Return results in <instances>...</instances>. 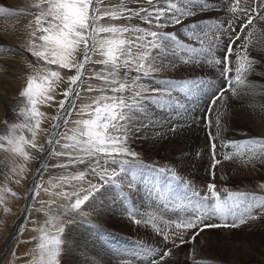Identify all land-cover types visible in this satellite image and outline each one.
I'll list each match as a JSON object with an SVG mask.
<instances>
[{
  "label": "rangeland",
  "instance_id": "rangeland-1",
  "mask_svg": "<svg viewBox=\"0 0 264 264\" xmlns=\"http://www.w3.org/2000/svg\"><path fill=\"white\" fill-rule=\"evenodd\" d=\"M141 1L143 2V0H105L100 7L101 10H103L107 5H116L119 7L126 3L128 8H139L141 6L147 8L144 2L142 4ZM206 2L212 4L213 7L203 12L205 17L200 18L201 16L197 15L198 22H196L202 26L200 38L203 40V43L193 41L189 35V29L187 27L177 25L174 27V25H168L167 28L164 29L165 31L175 32L178 36V40L183 44H191L202 50L198 52L189 51L186 48L180 47L177 43L169 42V51L170 53L174 51L175 56L169 55L168 59L177 65L175 68L172 67V70L183 71V73H177L175 76L170 75L167 77L154 74L147 77L146 82L144 83H140L138 81L135 86L132 85L131 80L127 82L129 87H135L137 90H139L141 85L143 87V85L148 84V82L150 84L157 85L166 91L172 90V87H175V90H172V96L167 100V103L161 102L145 105L146 107L150 106L155 108V110L162 111L160 115H158V118L161 121L160 124H163L157 126L158 128H162V125H164V123L168 120H173L179 117L186 118L189 114H193V111L195 113L198 109H200L202 112L206 109L203 105L206 101L208 103L207 106L209 105V100L214 94V88L219 87L216 86V84L224 83V80H222L221 77V70L214 68H212V71L208 70V62H214L221 59L222 53L225 50V45L228 43V36L230 35L226 29L229 22L233 23L236 31H239L240 24L236 19V16H239L241 19H245L246 17L241 12V9H248L252 6L250 4V0H239V8L236 9V13L234 15L232 12V8L235 7L234 0L232 3H229V0H206ZM27 3L28 2H26V5L16 3V6L18 5L20 7H16V10L19 11V13L22 11L21 14L26 13V16L31 17L28 12L31 4ZM169 3H175L177 8H184L185 6L184 0H162L159 1L156 6L162 5L167 8ZM28 5L30 6L27 7ZM135 19L139 20L136 17H133L131 20L124 21H108V19L105 18L101 22L124 23L137 27L148 28L146 23H144L145 25H142V22L136 21ZM183 19L186 24L195 22L193 17L186 16ZM254 22L253 25L248 28L249 30L247 29V32L244 33L246 40L237 41L238 43L236 42V45H234L235 49L236 47L246 43L249 57H251L250 55L255 53L257 50H261L259 52L264 55V21L254 20ZM218 26L223 27L219 28L218 31ZM173 28L175 30H173ZM23 32V35H25V41V39H28L26 29H24ZM213 33H216V35L220 36V38L213 41ZM221 33H223V35H221ZM125 35L127 36V34ZM4 42L7 43V39L0 37V44ZM213 42L215 44L214 47L211 46ZM17 47L20 49V56L24 54V57H26L23 58L20 56H14L17 60L13 64V66H15L14 69L13 66H10L11 69L15 70L11 76H9L6 72L9 68L5 69L2 61H0V77L4 79V76L7 74V77L12 79L11 83L13 84V86L9 89H0V136L7 134L9 125L24 121V116L20 114V109L25 106L26 100L20 96V92L26 84L28 75L32 72V69L29 68V64H32V62L34 63L35 58L26 51L23 43H17ZM2 56L4 57V55ZM92 59L95 61L100 59V57L93 56ZM184 61L188 62L185 63ZM231 62L234 66L237 65V56L231 57ZM263 66L264 64L262 67ZM262 67L253 68L252 71L248 72L247 75H249V77L247 76V78L245 76V83L242 85H237L235 83V72L233 69L232 85L238 89L239 99H254L253 94L254 96L257 94L255 97L256 99L260 96V98L264 97V91H260V89L254 90V92L252 91V86L254 84H263L259 80L264 82V67ZM103 68V65L95 63H89L86 65V70L84 71L85 81L81 86L82 91L80 92V96L75 99V107L71 109V116L67 117V124H62L59 130L55 131L54 136L50 137L53 141L52 143H49L50 149L46 147L48 146L47 143L50 139H48V133L52 130L54 122L61 121V123H63L64 118L60 115L61 110L59 102L65 99L63 93L68 83V76L75 74L74 71L69 72L68 70H63L61 75L64 77V83L60 84L56 88L54 100L38 106L39 111L42 112L44 116L41 119L40 125L42 131L38 133L36 142L38 145L43 146L44 151L25 146V151L28 154L27 158H25L17 153L0 149V198H2V201H0V261L2 262L3 260L2 264H31L35 255L38 254L37 244L39 243V238L42 235L41 230L55 235L58 227H63L64 229V231L59 234L62 241L60 245L61 251L58 257L59 264H97L95 255L93 258H89L87 255L85 258L80 260L79 256L84 255L86 248H84L85 250L81 248L77 241L78 235L76 237L74 235H76L75 232H77L78 229L84 228L88 229V232H94V239L96 238L95 242H97L96 247H99L100 250L102 249L107 253L109 252L108 255L112 260L109 264H113L114 260L120 258L121 255L123 256L124 253L125 259L132 260L134 264H148L150 261L146 259L148 258L147 252L153 251L154 249L159 253L168 252L169 255L167 257H171L174 261L176 260V264H180V262L182 263L183 260H190V258L191 263L194 260H204L203 258L209 261L211 256H215V259L211 260L212 264H241L240 261L242 256L238 251L239 247L244 249L243 254L245 253V257L253 246L262 245L264 242V237L262 239V236L259 237L260 234L258 233L259 230L264 229V218H262V220L259 218L260 215H262V212L259 208V199L257 200L258 197H264V179L254 180L255 183L250 184V186L244 185L243 187H239L237 185L233 186L232 184H228L224 188H219L217 186V182L215 181L214 183H216L217 191L220 192L221 198H223L228 191L252 194L245 198L241 202V205L235 209L237 216H242L244 219V223L240 224L239 227L236 228H206L202 232H199L198 235L196 234L198 232L197 229L184 230L179 233L181 237L178 235L180 239L182 236H189L191 237V241L193 243H197L191 248H187L180 242L173 243V239H179L178 236L175 238L172 237V229L173 226L179 223L181 219H187L196 214H201L202 211L211 207V205L215 203L214 198L203 201V198L208 195V183H199L200 181L192 178L191 176L185 174L181 175L180 173H177L176 170V172H173L172 167L155 164L154 162H150L149 160L141 157L139 154L136 158L127 159H138L139 161H142V165L129 163L118 166L103 155L88 157L84 156L83 153L63 147L66 143H74V141L67 139V137L74 134L73 129L77 127L74 122L78 119L86 118V115H80L81 106L90 104L96 96L101 95V92L98 89L111 87V85H106L104 81L97 79L94 75L95 73L100 72ZM189 69L193 72L192 77L186 72ZM123 71L124 70L121 69V77H123ZM7 77H5V79ZM197 78L202 81V84L199 87L189 88L180 83L183 80H195ZM166 81H173L174 83H161ZM89 86L96 89V91H87L86 88ZM168 87L170 89H167ZM173 92L175 96L173 95ZM104 94L111 95L110 92ZM125 96L129 101L132 98L127 93H125ZM184 98L187 100H184ZM71 99H73V97L68 98V100ZM176 101H179V103ZM65 107H69L68 101L65 102ZM141 114L143 116L145 112L143 111ZM64 115L67 116V113H64ZM138 115L140 116V114H137L135 122H145ZM232 118L231 120H236L234 117ZM208 120L211 119H207V123L209 125ZM204 121L206 122L205 119ZM147 125H150V123L148 122ZM150 131L152 130L150 129ZM150 131L143 130L142 132L149 133ZM186 132L191 138L195 135L191 130L187 129ZM24 135L31 139V134L27 131L24 132ZM133 136L134 135L131 134L128 146L132 151H135L134 147L130 144L133 140ZM188 136L187 140L189 141L190 138ZM206 138L209 143V147H211L212 141L214 140L210 135ZM219 142L222 143V149L225 148L223 145L227 142L222 139H220ZM244 150L242 151L244 153L240 152L238 156H234L236 159L238 157V160L242 161V163L247 162L253 155L252 153H249L250 150L248 151V148H245ZM246 151L248 152L246 153ZM42 153L44 154L43 161H41L42 164L40 163L41 166L39 168V172L35 175V180H32L34 182L31 183V181L29 182L32 177L31 170L34 169L36 165V159H38L37 156ZM55 153L62 154L56 155ZM70 156L72 160H75L76 157L79 156L83 162L72 163L70 162ZM117 159L120 160L125 158L118 157ZM215 160L216 158L209 160L213 161L212 166L214 165ZM128 165H134V167L128 168ZM198 165L199 164H196L195 168ZM212 166L211 168H213ZM89 168H94L96 170V174H92V171ZM121 168L123 171H121ZM125 168L127 169L125 170ZM103 170H108L109 175L112 170H115L119 173V178L115 183L105 185L94 198H91L85 205H82L81 209L75 211L72 210V203H74L77 198L82 199L84 195H87V190L91 184L100 183L99 177L103 174ZM124 180H128L133 183L130 186H126L122 184V181ZM30 184L32 185V187H30L32 191L28 189ZM37 185L40 187L37 188ZM129 187L132 188L131 191ZM200 187L205 189L204 195L201 194L202 189ZM13 193H15V195H13ZM253 197H256V199H253ZM25 198L26 205H30V209L27 211L26 209H23L25 204L21 207V203H23L22 200ZM248 202L253 203L257 207H253L250 211L246 212L245 208L247 207ZM94 207L98 209H94ZM207 222L215 224L225 223V221H223L219 216H213L211 221ZM231 222L232 218L231 215H229L227 223L230 224ZM125 225L127 227H125ZM99 229H113L118 231L123 235L124 238L121 236L123 241H118L119 244H116L112 242V238L108 236V233L100 231ZM73 231H75L74 234ZM12 235L13 237H11ZM165 235L169 237L167 241L164 239ZM194 235L195 239H192ZM10 238L12 239L11 242ZM31 241H33L32 246H30ZM138 242L140 243V246L136 244ZM207 243H210L211 248L213 246L215 255L211 254L210 256L209 252L200 249L199 246L202 247ZM110 244H116V246L112 248ZM198 254L199 256H196Z\"/></svg>",
  "mask_w": 264,
  "mask_h": 264
},
{
  "label": "snow or ice",
  "instance_id": "snow-or-ice-1",
  "mask_svg": "<svg viewBox=\"0 0 264 264\" xmlns=\"http://www.w3.org/2000/svg\"><path fill=\"white\" fill-rule=\"evenodd\" d=\"M104 2L105 0H35V3L31 5L29 13L32 19L26 29L28 39L25 48L35 58V62L29 64L32 72L28 75L26 84L20 92V96L26 100L25 106L20 109L24 121L8 126L7 134L0 136V149L17 153L25 158L28 155L25 146L44 151L43 146L36 142L38 133L42 131L40 125L44 116L39 111L38 106L54 100L56 88L64 83V77L61 75L63 70L74 71L75 74L68 76V83L63 93L65 99L59 102L61 112L71 116V109L75 107V98L80 96L86 65L95 63L104 66L100 72L94 74L95 77L104 81L106 85H111V87L99 89L101 95L96 96L90 104L81 106L80 115H86V118L74 122L77 126L73 129L74 134L67 137L74 143H66L63 147L73 149L88 157L103 155L118 166L129 163L142 165V161L138 159H127L138 157V153L132 151L128 146L131 134L140 131V127L135 124V118L138 113L144 111L145 105L167 103V100L172 96V90L164 91L160 87L145 89L142 85L140 90H137L135 87H129L125 81L131 80L132 85L135 86L142 76L148 77L150 72L155 73L168 67H175L176 65L172 62L163 63L169 55L175 56L174 51L171 53L169 51V42L177 43L189 51H202L191 44H183L178 40L175 32L164 29L168 25L187 27L193 41L203 43L200 38L202 26L196 22L186 24L183 18L186 16L194 17L198 12H205L213 5L206 0H184V8H177L175 3H169L168 7L165 8L162 5L156 6L154 0H145V3L152 10L143 6L128 8L126 3L119 7L116 5L105 6L101 10L100 6ZM232 2L233 0H229V3ZM234 3L235 7L232 8V12L235 15L236 9L239 8V0H234ZM250 4L252 5L250 8L241 9L246 19L236 16L240 24L239 31L235 30L232 22L228 24L227 31L230 33L228 43L225 45L221 59L215 61L222 69L221 77L224 80V85L210 98V110L220 99L224 98L227 91L236 92V88L232 85L233 69L237 85L244 84L246 73L253 70L254 62L249 59L246 43L234 49L237 41L246 40L244 33L253 25L254 20L264 21V0H250ZM9 11L7 6L0 7V13H8ZM133 17L146 23L148 28L124 23L101 22L105 18L108 21H124L131 20ZM221 27L223 26H218V31ZM219 38L220 36L213 33V41ZM211 46H215L214 42ZM93 56H99L100 59L93 61ZM233 56H237L238 60L235 66L231 62ZM184 62L187 63L188 61ZM121 69L124 70L123 77L120 75ZM133 71L136 72V76L130 77L129 73ZM180 83L185 87L195 88L199 87L202 81L197 78L195 80H183ZM87 91L92 92L96 89L89 86ZM108 92L111 95L104 94ZM125 93L132 97L130 101ZM69 97H73V99L68 100ZM66 101L69 105L67 108L65 107ZM176 102L179 103V101ZM67 122L65 118L64 123L67 124ZM59 126V124H54L53 128ZM25 131L31 134V139L24 135ZM52 135L53 133H49L50 137ZM52 142L50 138L49 143ZM232 145L237 147L240 145H259L264 148V139L253 138L246 141H232L224 144L223 147L228 148ZM215 148L216 145L213 143L214 157ZM55 154L61 155L62 153ZM118 157L125 159L118 160ZM231 158V156H225V159ZM260 158L256 153H253L247 163ZM70 162L82 163L83 160L79 156L72 160L70 156ZM219 163L218 160L214 161L213 177L215 165ZM91 171L94 175L96 174L94 168ZM121 171H123L122 168ZM118 178L119 173L115 170H112L110 175L108 170H103V174L99 177L100 183L91 184L87 190V195H84L82 199L77 198L72 203L71 209L74 211L81 209V206L94 198L105 185L115 183ZM36 187L39 188L40 186L37 185ZM207 189L208 195L203 198V201L214 198L215 203L202 211L201 214L181 219L179 223L173 226V238L188 229H197L196 234L198 235L206 228H236L244 223V219L242 216H237L235 209L241 205L246 197L252 194L228 191L221 198L214 182L208 183ZM258 199L261 201L259 208L264 214V197ZM253 207L257 206L248 202L245 211H250ZM229 215L232 218L230 224L227 223ZM213 216H219L225 223H208L207 221L211 220ZM63 231V227H58L57 233L52 235L41 230L42 235L37 244L38 254L35 255L31 264H59L58 257L62 243L59 234ZM164 239L167 241L169 237L165 235ZM192 239H195V235ZM174 242L175 239H173ZM181 243H184L183 239H181ZM158 255L159 260H152L150 264H161L169 253L162 252Z\"/></svg>",
  "mask_w": 264,
  "mask_h": 264
},
{
  "label": "bare ground",
  "instance_id": "bare-ground-1",
  "mask_svg": "<svg viewBox=\"0 0 264 264\" xmlns=\"http://www.w3.org/2000/svg\"><path fill=\"white\" fill-rule=\"evenodd\" d=\"M159 1H162V0H154L155 5ZM26 2H28L27 4L32 5L33 3H35V0H0V7L7 6L10 9V11L8 13H0V37L7 39V43L4 42V43L0 44V58H1L0 61H2L5 69L9 68L6 71L9 76H11L13 74V71H15V70H13L15 67V66H13V64L17 59H15L16 57L14 58V56H20V49L17 47V43H19V44L23 43L24 45H26L27 39H25V41H24L25 35H23V33H24L23 31H24V29H27L28 22L32 19V17L26 16V13L21 14L22 11L19 13V11L16 10V7H19L18 5L16 6V3H21V4L26 5ZM143 2L147 6V8H149V6L145 3V0H143ZM143 2H142V4H143ZM29 6L30 5H28L27 7H29ZM25 8H26V6H25ZM149 10H152V9L149 8ZM209 13H208V15H209ZM197 15H200L201 16L200 18L205 17L203 12H198ZM197 15L193 17L195 22H198ZM135 20L140 21L137 19H135ZM140 22H142V21H140ZM142 25H145L144 22H142ZM174 27H175V25H174ZM173 30H175V29L173 28ZM17 40H18V42H17ZM247 40H248V38H247ZM259 51H261V50H257L253 54H251L252 52L250 53L251 57H249V59L253 60V62H254L253 68L262 67V65L264 64V55L262 53H260ZM2 55H4V57ZM20 57L25 58L26 56L24 57V54H23ZM169 60L170 59L166 58V59H164L163 63L168 64L169 62H171ZM3 65H2V67H3ZM10 66H13V69H11ZM200 66H202V65H200ZM18 67H19V65H18ZM207 68H208V70H211V71H212V68L222 70L220 67L217 66L215 61L214 62H208ZM186 72L191 77L193 76V72L190 69ZM177 73L180 74V73H183V71L172 70V67H168L164 70L157 71L155 73L150 72L149 76H152L155 74V75H163V76L167 77L170 75L175 76ZM7 74H6V76H4V79L2 77H0V89H2V90H5L7 88L9 89L13 86V84L11 83L12 79L10 77H7L8 76ZM129 76L135 77L136 72L133 71V72L129 73ZM245 76L249 77V75H247V73ZM5 77H7V78L5 79ZM146 78L147 77L142 76L141 80L139 82L140 83L146 82ZM129 81L130 80H127L126 83ZM259 81L262 82L263 84H260V83H259V85L254 84L252 86L253 92H254V90H257V89H260V91H264V82L262 80H259ZM223 84H220V83L216 84V86H219V87L214 88V90H213L214 93L218 89L222 88ZM154 87H158V86L154 85V84H150L149 82H148V84L143 85V88H145V89H151ZM167 89H170V88L168 87ZM86 90H87V88H86ZM139 90H140V87H139ZM172 90H175V87H172ZM81 91H82V89L80 90V92ZM164 91H166V90H164ZM1 93H3V92H1ZM255 93H256V91H255ZM173 95L175 96L174 92H173ZM256 95L257 94H255V96H254V94H253L254 99L242 100V99H239L238 89H236L235 93H233L231 90H229L225 93L224 98L220 99L217 102V104L212 107L211 110L209 109V105L207 106L208 103L206 101L203 105L204 107H206V109L204 111L201 112V110L198 109L197 112L194 113V111H193V114H189L188 117H186V118L185 117H183V118L179 117V118H176L173 120H168L164 123V125H162V128L157 127V126L163 124V123L160 124L161 121L158 118V115H160V113L162 111L155 110V108H152L150 106H148V107L145 106L144 107L145 114L142 116V114L139 113L140 116L138 115L145 122H139V123L135 122L136 126L140 127V131L138 133H135V132L133 133V135H134L133 140L130 142V144L132 145V147H134V150L141 157L149 160L150 162H154L155 164L161 165V166L172 167L173 172L176 170L177 173H180L181 175L185 174V175L191 176L192 178L200 181L199 183L202 182V184H203V183H211V182L216 181L218 184L217 186L219 188H224L228 184L229 185L232 184L233 186L237 185L239 187H243L244 185L250 186V184L255 183L254 180L264 179V148H262L259 145H248V146L240 145L239 147H237L236 145H232L228 148L222 149V143L219 142V140L222 139L223 141H226L228 143V142H232V141H246V140H250L253 138L264 139V97L260 98L261 97L260 96L256 99L255 98ZM75 99H77V98H75ZM185 99L186 98H184V100ZM208 109H209V111H208ZM206 112L208 114L204 115ZM61 113L62 112H60V115L63 116L64 119L65 118L67 119V117H69L68 115L67 116L64 115V113H62V114ZM203 116H204V118H203ZM225 117H226V119H225ZM232 117H234L236 120H231ZM59 118H60V116H59ZM209 118L211 120H208L209 121V125H208L207 119H209ZM204 119L206 120V122L204 121ZM148 122L150 123V125H147ZM54 124H60V126H61L62 124H64V120H63V123H61V121H59V122L56 121V122H54ZM53 125H52V130L49 132V133H53L52 136H54L55 131L59 130V128H60V126L58 128H53ZM189 128H193L194 130L189 129ZM150 129L152 131H150ZM187 129L194 132L195 135L193 136V138L188 136V133L186 132ZM143 130H147L150 132L145 133V132H142ZM207 131H208V134L210 133L209 135L214 140V141H212V144L215 143V145H216L215 157L211 156V154H210L211 147H209V143H208L207 138H206L207 136H209L207 134ZM218 132H219V134H217ZM49 133H48V139L50 138ZM187 136L190 138L189 141L187 140ZM47 144H48V146H46V147L49 148L50 147L49 140H48ZM205 148H206V150H205ZM245 148L246 149L248 148V151L250 150L249 153H252V154L256 153L261 158L260 159H254L251 163H247L245 161H244L245 163H242V161L238 160V157H237V159L234 158V156H236V155L238 156L239 153L242 152ZM248 151H246V153ZM242 153H244V152H242ZM43 155L44 154L42 153L41 155L37 156L38 159H36V163H35L36 165H35L34 169L31 170V173H32L31 178L32 179L30 178V180H29V182L31 181V183L34 182L32 180H35L34 179L36 177L35 175H37L39 172V168L41 166L40 163H41V161H43ZM225 156H231L232 158L231 159H225ZM247 156H250V155H247ZM214 158H216V160L220 161V163L215 165V168H214L215 175L213 177V175H212L213 168H211L213 161H209V160L214 159ZM246 159H247V157H246ZM202 163H204V164H202ZM196 164H199V165L196 166V168H195ZM127 167L128 168L134 167V165H128ZM89 169H91V168H89ZM126 169L127 168H125V170ZM258 170H260V171H258ZM118 182H119V180H118ZM122 182H123L122 184H124L126 186H130L133 183V182H129L128 180H124ZM30 187H32L31 184L28 187V189L31 190ZM123 188H124V186H123ZM200 188L202 189L201 194L204 195L205 189L202 187H200ZM129 189L131 191L132 188L129 187ZM33 190H35V189H33ZM196 192H197V190H196ZM31 197H33V196H31ZM198 198L201 199L200 197H198ZM258 198H257V200H258ZM258 201L261 203L260 200H258ZM22 202L23 203H21V207H23L22 205L25 204V207L23 209H26V211L28 209H30V205L28 204L29 202L27 203L28 205H26V198L24 200H22ZM98 207H100V206H98ZM88 209H89V206H88ZM92 209H93V207H92ZM94 209H98V208L94 207ZM107 209H109V208H107ZM107 209H105V210H107ZM102 210H104V209H102ZM105 213H106V211H105ZM106 214L108 215V213H106ZM262 215H260V217H259V218H261V220H262V218H264L263 217L264 215L263 216ZM21 220H23V219H21ZM209 221H211V220H209ZM133 225H134V223H133ZM137 226H139V225H137ZM125 227H127V226L125 225ZM135 228H136V226H135ZM99 230L104 231L105 233H108V236L112 238L111 239L112 242H114L116 244L117 243L119 244V242L123 241V239H122L123 235L121 233H119L118 231H115L113 229H107V230L99 229ZM88 231L89 230L86 228L78 229L77 232L73 231V234H74V232L76 233V235H74L75 237L78 235L77 241H78L79 245L81 246V248H83V249L86 248V250L84 249L85 250L84 255L79 256L80 260L85 258L87 255L89 256V258H93L95 255V260H96L97 264H109V263H111L112 260L110 259L109 255H108L109 252L107 253V252L103 251L102 249L100 250L99 247H96L97 242H95L96 238L94 239L95 234L93 231H91V232H88ZM31 233H33V232H31ZM258 233L260 234L259 237L262 236V239H263L264 229L259 230ZM179 236H178L179 240L176 239L175 242L181 243V239L183 238V240L185 241L184 243H182L184 245V247L191 248L192 246H194V244H197V243H193L191 241V237H189V236H182L181 239H180L181 236L180 237ZM11 237H13V235ZM11 240L12 239L10 238V242H11ZM17 240H18V238H17ZM7 242H8V240H7ZM116 244L115 245L110 244V246L113 248L116 246ZM136 244H138V246H140L139 242ZM263 244H264V242H263ZM263 244L262 245L257 244L259 247L253 246V248H251L250 252L248 251L249 253L247 255H245V257H244L245 253L243 254L244 249L242 247H239L238 251H239V253H241V256H242L241 261H240L241 264H258V263L264 264V245ZM29 245H30V242H29ZM32 245H33V241H31L30 246H32ZM169 245H171V244H169ZM178 246H179V244H178ZM178 246H177V248H178ZM199 247L201 250L209 252L210 256H211V254L215 255V250L213 249V246L211 248L210 243H207L206 245H203L202 247L199 246ZM179 250H180V248H179ZM191 251H193V250H191ZM111 252H113V251H111ZM158 254H159V252H157L155 249L153 251H149V252H147L148 258H146V259L149 261L157 260V259L159 260ZM118 256H120V255H118ZM196 256H199V254ZM183 257H185V256H183ZM187 258H189V257H187ZM210 258L211 259L209 261H207V260H205V258H203L204 260H194V261H192V263L190 261L191 260V258H190V260H183V262L182 263L180 262V264H212L211 260L215 259V256H211ZM195 259H198V258H195ZM180 260H181V258H180ZM175 261L171 257L170 258L166 257L165 261L161 262V264H176ZM2 262H3V260H2ZM2 262L0 261V264H2ZM113 264H134V262L132 260L125 259V253H124L123 256L121 255L120 258H117L116 260H114ZM148 264H150V263H148Z\"/></svg>",
  "mask_w": 264,
  "mask_h": 264
}]
</instances>
